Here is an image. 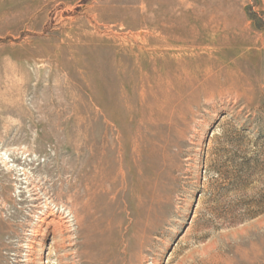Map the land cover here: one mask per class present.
I'll return each mask as SVG.
<instances>
[{"label": "rangeland", "instance_id": "rangeland-1", "mask_svg": "<svg viewBox=\"0 0 264 264\" xmlns=\"http://www.w3.org/2000/svg\"><path fill=\"white\" fill-rule=\"evenodd\" d=\"M0 264H264V0H0Z\"/></svg>", "mask_w": 264, "mask_h": 264}, {"label": "bare ground", "instance_id": "bare-ground-1", "mask_svg": "<svg viewBox=\"0 0 264 264\" xmlns=\"http://www.w3.org/2000/svg\"><path fill=\"white\" fill-rule=\"evenodd\" d=\"M169 46V45H168ZM140 52V51H139ZM154 53V52H153ZM122 77V76H121ZM117 144L122 147V143L120 140H117ZM85 191V190H84ZM87 193V191H86ZM90 193V192H89ZM85 198H86V195L82 196L78 201H76V203L74 204V208L73 209H70L68 210L69 213H70V216L72 215L73 216V219L74 221L76 222V225L78 226H81L82 222H83V218L81 216V213H78V211L81 209L86 210V202H85ZM71 200H72V197H71ZM74 200V199H73ZM70 202V201H69ZM48 206V205H47ZM51 212V211H50ZM54 213V212H53ZM56 214V213H55ZM60 216V215H59ZM70 222V221H69ZM57 223V222H56ZM56 223H53L54 224V228H53V235L54 237L58 236V232H59V228L58 226L56 227L55 224ZM57 225V224H56Z\"/></svg>", "mask_w": 264, "mask_h": 264}]
</instances>
